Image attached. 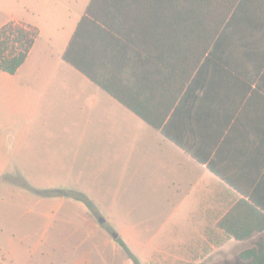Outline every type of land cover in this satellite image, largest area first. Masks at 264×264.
I'll return each mask as SVG.
<instances>
[{"label":"crops","instance_id":"crops-1","mask_svg":"<svg viewBox=\"0 0 264 264\" xmlns=\"http://www.w3.org/2000/svg\"><path fill=\"white\" fill-rule=\"evenodd\" d=\"M79 1L0 0V28L14 22L38 31L17 72L0 71V162L45 161L47 171L54 172L70 157L99 151L100 104L116 110L119 103L62 60L90 0L79 13L66 3ZM53 2L64 8L65 21L52 19L47 8ZM248 6L217 37L203 71L192 77L163 132L119 104L125 116L130 113L122 127L126 172H141V189L157 193L159 210L173 206L174 215L163 225L199 221L179 252L164 254L160 264L196 263L197 242H208L211 233L228 237L216 224L238 201L264 211V3ZM76 105L96 110V123L91 118L63 121V112L76 111ZM88 130L92 139L86 137ZM114 135L109 143L116 147L113 143L122 139ZM61 183H55L60 191L76 193ZM66 199L88 214L85 203Z\"/></svg>","mask_w":264,"mask_h":264},{"label":"rangeland","instance_id":"rangeland-1","mask_svg":"<svg viewBox=\"0 0 264 264\" xmlns=\"http://www.w3.org/2000/svg\"><path fill=\"white\" fill-rule=\"evenodd\" d=\"M86 2H67L66 6L79 13ZM47 11L55 23L66 20L62 18L64 8L55 2L48 3ZM115 105L116 110H112L100 104L98 153L85 151L70 157L54 172L47 171L49 163L45 161L0 162V264H160L164 254L175 248L179 252L182 239L198 230L197 220L194 226L179 220L163 225L168 215H174L173 206L159 210L157 193H143L141 189V172L137 170L133 176L126 172L122 127L130 113L125 116L124 109ZM96 112L77 106L76 111L63 112V121L76 123L91 118L90 123H96ZM115 132L122 140L113 147L109 139ZM86 137L92 139L90 130ZM59 182L92 201L88 214L66 199L71 197L47 192L50 188L62 190L55 184ZM92 217L96 218L90 223L87 218ZM113 234L127 251L112 239ZM208 239L196 243L198 254L193 264L232 261L252 245L213 233Z\"/></svg>","mask_w":264,"mask_h":264},{"label":"trees","instance_id":"trees-1","mask_svg":"<svg viewBox=\"0 0 264 264\" xmlns=\"http://www.w3.org/2000/svg\"><path fill=\"white\" fill-rule=\"evenodd\" d=\"M254 1L90 0L62 60L163 132L192 77L203 71L217 37L232 25L237 12ZM37 37L35 28L21 23L2 26L0 71L16 73ZM57 194L92 208L82 194ZM216 228L238 242L252 243L234 260L221 264H264V211L240 200ZM116 241L127 251L122 240Z\"/></svg>","mask_w":264,"mask_h":264},{"label":"water","instance_id":"water-1","mask_svg":"<svg viewBox=\"0 0 264 264\" xmlns=\"http://www.w3.org/2000/svg\"><path fill=\"white\" fill-rule=\"evenodd\" d=\"M99 221H100V223H101V224H103V223H104V221H103V220H99ZM112 239L116 240V239H117V235L113 234V235H112Z\"/></svg>","mask_w":264,"mask_h":264}]
</instances>
